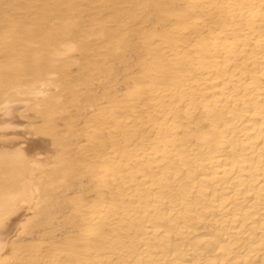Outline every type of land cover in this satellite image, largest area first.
Wrapping results in <instances>:
<instances>
[{
    "label": "bare ground",
    "instance_id": "bare-ground-1",
    "mask_svg": "<svg viewBox=\"0 0 264 264\" xmlns=\"http://www.w3.org/2000/svg\"><path fill=\"white\" fill-rule=\"evenodd\" d=\"M116 63L70 164L96 198L73 236L25 238L53 215L30 113ZM0 142V264H264V0H0Z\"/></svg>",
    "mask_w": 264,
    "mask_h": 264
},
{
    "label": "rangeland",
    "instance_id": "rangeland-1",
    "mask_svg": "<svg viewBox=\"0 0 264 264\" xmlns=\"http://www.w3.org/2000/svg\"><path fill=\"white\" fill-rule=\"evenodd\" d=\"M74 56L82 59L79 52H75ZM113 67L114 74L118 75L117 79L109 80L102 74L98 75L102 73L99 72L96 73L95 79L87 77L86 81L78 66L71 67L69 70L71 77L67 81L77 86V94L73 95L69 90H54L53 94L61 97V101L52 107L53 120L45 125L42 118L30 113L32 119L30 120L37 130L27 127L28 132L32 137L44 140L49 147L48 164L50 167L44 174H34V177L40 178L38 181L39 195L48 199L46 205H48L49 213L53 215H41L39 218H34L24 235L25 238H43L44 241L50 242L65 240L73 236L77 231V225L74 223L75 212L71 208V198L78 195H83L89 200L96 198L94 185L88 183L89 177L76 167H71L70 164L76 162L79 157L75 145L85 142L83 136L78 135L80 128H83L85 117L90 115L92 110L102 103V100L106 99L105 93L122 90L125 86L124 66L116 63ZM131 70L134 71L135 68L132 67ZM43 125L48 128L47 131L40 130L44 128ZM52 127L54 128L53 133L48 132ZM9 170L8 166L0 165V189L7 185L10 186L11 172ZM59 180L63 181L58 186H53V183ZM81 185L85 190H82ZM28 213L32 215V212Z\"/></svg>",
    "mask_w": 264,
    "mask_h": 264
}]
</instances>
